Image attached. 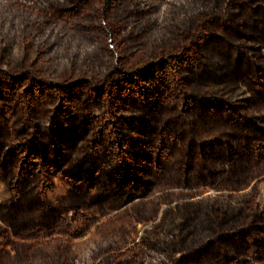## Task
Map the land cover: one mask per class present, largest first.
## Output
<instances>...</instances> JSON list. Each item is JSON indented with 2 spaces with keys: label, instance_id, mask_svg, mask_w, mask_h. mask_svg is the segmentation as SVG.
<instances>
[{
  "label": "rangeland",
  "instance_id": "374dc122",
  "mask_svg": "<svg viewBox=\"0 0 264 264\" xmlns=\"http://www.w3.org/2000/svg\"><path fill=\"white\" fill-rule=\"evenodd\" d=\"M0 264H264V0H0Z\"/></svg>",
  "mask_w": 264,
  "mask_h": 264
}]
</instances>
